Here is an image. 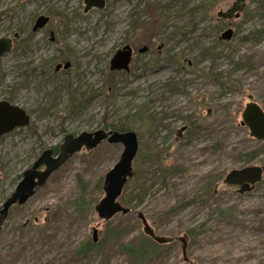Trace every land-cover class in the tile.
Here are the masks:
<instances>
[{
    "label": "rangeland",
    "instance_id": "rangeland-1",
    "mask_svg": "<svg viewBox=\"0 0 264 264\" xmlns=\"http://www.w3.org/2000/svg\"><path fill=\"white\" fill-rule=\"evenodd\" d=\"M233 2L106 0L85 12L84 0H0V38L19 33L0 58V101L31 117L0 137V208L66 134L136 114L140 140L120 198L128 213L106 221L95 209L123 146L84 147L1 220L0 264H187L178 237L189 230L195 264H264V172L243 194L224 183L233 169L264 167V140L241 123L247 103L264 109V0H246L238 17L219 16ZM40 15L49 21L33 32ZM125 44L136 49L131 70L111 71ZM67 60L69 69L55 71ZM230 207V219L219 214ZM140 213L174 240H152ZM88 242L93 249L78 254Z\"/></svg>",
    "mask_w": 264,
    "mask_h": 264
},
{
    "label": "water",
    "instance_id": "water-1",
    "mask_svg": "<svg viewBox=\"0 0 264 264\" xmlns=\"http://www.w3.org/2000/svg\"><path fill=\"white\" fill-rule=\"evenodd\" d=\"M84 3V11L87 12L92 8L102 9L105 6L106 0H84ZM245 5L246 0H234L233 5L229 9L224 12H219V16L227 19L238 17L241 11H243ZM48 21V16L40 15L33 26V31H38L39 29L43 28ZM231 33L232 31L230 30L225 32V35H230ZM11 48L12 39L1 37L0 58L6 53L10 52ZM146 50L147 48L145 46L140 49V52H144ZM131 55L132 49L130 46H125L122 49H118L110 60L109 69L111 71H128ZM61 66V64H58L56 69H59ZM69 66L70 62H66L63 65L64 68H68ZM30 120V115L22 107L13 105L6 100L0 101V137L16 128L30 125ZM241 123L247 126L252 137L258 140H264V109H262L258 103L252 101L246 104L242 112ZM70 137H72L71 134L66 135L64 142L61 144L59 154L53 155L51 150H45L36 159L33 165L25 171V173L32 174L29 181L28 191L18 197V191L13 193L12 196L9 197L4 203L3 209L0 211L1 216L5 217L7 215V211L12 204L16 202L22 204L26 202L28 198L34 193V189H36L35 187L43 186L53 172L58 170L66 161H68L74 152L81 149V145L77 147L75 146L76 143L70 142ZM106 137L107 134L104 131L98 130L93 133L83 132L76 140L86 143L87 148H92L97 146V144ZM108 142H123L125 147L119 160L108 172H106L103 185L104 197L95 206L98 215L106 221L111 219L117 213L121 212L126 214L129 212V208L123 206L119 201V198L122 195L123 189L128 180L134 175L133 160L139 149V140L137 138L136 132L134 131L128 133H120L118 131L111 132L110 136L108 137ZM41 165H44L45 169L43 171H38L37 169ZM250 169H254L255 171L251 173L246 171L244 177L241 176V170L232 171L231 175L229 176V181L238 182L240 180L239 178H244L247 183L259 181L262 174L260 168L252 167ZM232 174H235L236 180H233ZM247 175L249 177H247ZM21 183L19 184V187L22 186ZM247 185L248 184L243 186L240 189V192H244L246 189H249ZM138 217L142 221L144 233L155 242L159 244H166L174 240L172 237L156 234L154 228L148 223V220L142 213H140ZM93 234L94 241L97 242L98 235L96 228H94ZM178 240L181 242L182 260L187 264H195L188 255V236L184 234L179 236Z\"/></svg>",
    "mask_w": 264,
    "mask_h": 264
},
{
    "label": "flooded vegetation",
    "instance_id": "flooded-vegetation-1",
    "mask_svg": "<svg viewBox=\"0 0 264 264\" xmlns=\"http://www.w3.org/2000/svg\"><path fill=\"white\" fill-rule=\"evenodd\" d=\"M37 20V19H36ZM36 20H35V22H36ZM35 24V23H34ZM34 26V25H33ZM32 31H33V27H32ZM33 32H36V31H33ZM5 37H7V38H10V39H12V48H13V46H14V44L15 43H17L18 42V40H19V33H17V32H15L13 35H7V36H5ZM22 47H28V46H26V44H22L21 45ZM125 46H130V48L132 49V55H131V61H130V63H129V70L128 71H126V72H129L130 70H131V64H132V61H133V58H134V55H135V53H136V49H135V47L133 46V45H131V44H125L124 46H122L121 47V49L123 48V47H125ZM143 47H145V46H143ZM12 48H11V50H12ZM142 48V47H141ZM141 48H138L137 49V51L139 52V53H145L146 51H148V49H149V47L148 46H146V48H147V50L146 51H144V52H140V49ZM24 49H26V48H24ZM120 49V48H119ZM10 50V51H11ZM118 50V49H117ZM116 50V51H117ZM66 62H70V66L68 67V68H64L63 67V65L66 63ZM58 64H61L62 66L59 68V69H56V66L58 65ZM58 64H56V66H55V71H60V70H66V69H69L71 66H72V62L70 61V60H67V61H65V62H63V63H58ZM263 109V108H262ZM244 110V109H243ZM243 112V111H242ZM241 116H242V114H241ZM244 125V124H243ZM188 129H189V127H188ZM98 130H102V131H104L106 134H107V137L104 139V140H102L101 142H104V141H107L108 142V137L110 136V134H111V132H114V131H118V132H120V133H128V132H131V131H134L133 129L131 130H120V129H112V128H108L107 126H105V128H101V129H98ZM98 130H96V131H98ZM195 130V128H192L191 129V132L192 131H194ZM93 132H95V131H92V132H87V133H93ZM134 132H136V131H134ZM189 132V131H188ZM83 133V132H82ZM82 133H79V134H77V135H75V134H73V133H71V135H72V137H70V142H74V143H76V145L75 146H79V145H81L82 147H81V149L82 148H84V147H87V145H86V143H84V142H82V141H77L76 139L77 138H79V136L82 134ZM136 134H137V138H138V140H139V137H138V133L136 132ZM66 135H68V134H66ZM66 135H65V137H66ZM65 137H64V139H63V142H64V140H65ZM100 142V143H101ZM100 143H98V144H100ZM109 143V142H108ZM97 144V145H98ZM110 144H121L122 146H123V150H124V147H125V144L123 143V142H117V143H110ZM139 145H140V140H139ZM60 149H61V144L58 146V150L57 151H55V149L54 148H47V149H44L43 151H45V150H51L52 151V154L53 155H57V154H59V152H60ZM42 151V152H43ZM138 154V153H137ZM137 154H136V156H137ZM41 155V154H40ZM121 156V155H120ZM136 156H135V158H136ZM135 158H134V160H135ZM134 160H133V171H134V175H135V169H134ZM252 167H258V168H260V171L262 172V174H261V179L259 180V181H256V182H254V183H252V182H249V183H247V181H245L244 180V178H239L240 180L238 181V182H231V181H229V176L231 175V172L232 171H234V170H238V171H242L241 172V176L242 177H244L245 176V174H246V171L247 172H253V171H255L254 169H250V168H252ZM29 169V168H28ZM45 169V166L44 165H41L37 170L38 171H43ZM26 171V170H25ZM25 171L23 172V174H22V176H21V179L19 180V183H18V185L16 186V188H15V190H14V192H12V194L13 193H15V192H17V197L18 196H21V195H23L24 193H26L27 191H28V187H29V181H30V177L32 176V174H30V173H25ZM109 171V170H108ZM107 171V172H108ZM231 172H229L228 174H226V176H225V178H224V183L226 184V185H229V186H235L236 187V189L238 190V193H240V194H243V193H246V192H250V191H253L254 189H255V187H256V185L262 180V178H263V172H264V167L263 166H260V165H248V166H245V167H243V168H240V169H233ZM133 175V176H134ZM240 175V174H239ZM132 176V177H133ZM238 176V175H237ZM247 177H249L248 175H247ZM232 178H233V180H236V177H235V174H232ZM24 180V181H23ZM104 180H105V176H104ZM23 181V182H22ZM22 182V183H21ZM21 183V185L22 186H20L19 187V184ZM246 184H248L247 186L249 187V189H246L244 192H240V189L243 187V186H245ZM104 185V184H103ZM20 188V189H19ZM36 189H34L35 191L37 190V187H35ZM19 189V190H18ZM35 191H34V193H35ZM33 193V194H34ZM12 194L9 196V197H11L12 196ZM32 194V195H33ZM31 195V196H32ZM30 196V197H31ZM8 197V198H9ZM29 197V198H30ZM104 197V196H103ZM102 197V198H103ZM7 198V199H8ZM28 198V199H29ZM101 198V199H102ZM6 199V200H7ZM100 199V200H101ZM99 200V201H100ZM28 201V200H27ZM26 201V202H27ZM6 202V201H5ZM4 202V203H5ZM26 202H24V203H26ZM24 203H22V204H24ZM22 204H19L18 202H16V203H14V204H12L10 207H9V209H8V211H7V214H8V212H9V210L13 207V206H15V205H22ZM98 204V203H97ZM4 205V204H3ZM96 206V205H95ZM3 209V206L0 208V211ZM97 212V211H96ZM4 217L3 216H1L0 215V222H1V220L3 219ZM101 218V217H100ZM149 223V222H148ZM94 228H96L95 226L94 227H92V229H93V231H94ZM97 229V228H96ZM155 230V229H154ZM157 234V233H156ZM159 235V234H158ZM93 238H94V234H93Z\"/></svg>",
    "mask_w": 264,
    "mask_h": 264
},
{
    "label": "trees",
    "instance_id": "trees-1",
    "mask_svg": "<svg viewBox=\"0 0 264 264\" xmlns=\"http://www.w3.org/2000/svg\"><path fill=\"white\" fill-rule=\"evenodd\" d=\"M173 87L174 86H171V88H173ZM135 115L136 114H133V115L126 114L122 120L113 121L111 123L106 124V126L108 128L117 129V130L118 129H120V130H130L131 129L132 130V122H133L132 119L135 118ZM150 119H149V121H151ZM55 151H57V150H55ZM210 190H212V184H209L207 186V193H209ZM204 194H206V192ZM234 212H235V209L233 210V208L230 207V208H227L226 210L221 209L219 211V214H221V216H223V217H227V219H230V217L233 215ZM194 233H195V230H189L188 234H187L188 238H189V235L192 236V234H194ZM93 243H94V239H93ZM93 243L88 242V243L82 244L77 250L78 254H82V253L85 254L89 250H92L93 245H94Z\"/></svg>",
    "mask_w": 264,
    "mask_h": 264
}]
</instances>
